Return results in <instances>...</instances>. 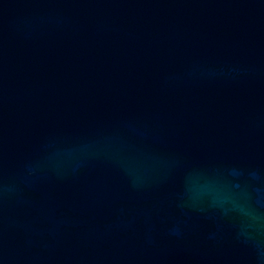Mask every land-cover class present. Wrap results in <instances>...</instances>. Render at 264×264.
Returning a JSON list of instances; mask_svg holds the SVG:
<instances>
[{
    "label": "water",
    "instance_id": "95a60500",
    "mask_svg": "<svg viewBox=\"0 0 264 264\" xmlns=\"http://www.w3.org/2000/svg\"><path fill=\"white\" fill-rule=\"evenodd\" d=\"M0 264H264V0H0Z\"/></svg>",
    "mask_w": 264,
    "mask_h": 264
}]
</instances>
